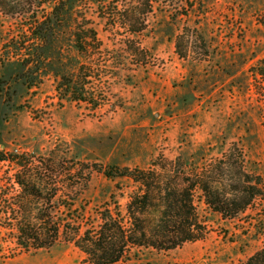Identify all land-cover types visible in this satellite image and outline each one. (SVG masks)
<instances>
[{
	"label": "rangeland",
	"instance_id": "rangeland-1",
	"mask_svg": "<svg viewBox=\"0 0 264 264\" xmlns=\"http://www.w3.org/2000/svg\"><path fill=\"white\" fill-rule=\"evenodd\" d=\"M50 1L39 0L42 17ZM106 5L107 15L118 7L116 24L93 3L76 13L102 41L90 58L79 59L62 38L38 49L40 58L29 67L21 22L0 12V264H82L85 258L64 236L44 250L18 246L19 223L36 221V209L47 205L28 196L18 176L46 197L59 188L62 203L70 205L75 196L74 209L94 223L107 207L127 221V206L139 191L128 177L106 178L101 171L110 167L176 171L195 180L234 156L264 184V93L250 74L264 62V0H155L146 14L145 0ZM73 23L58 26L56 34L68 39ZM80 63L88 103L58 92ZM21 157L27 166H20ZM70 175L89 180L75 184ZM227 179L217 186H228ZM193 200L206 225L202 239L169 251L135 248L128 263L244 264L264 248V202L224 219L198 189ZM50 203L46 207L58 201Z\"/></svg>",
	"mask_w": 264,
	"mask_h": 264
},
{
	"label": "trees",
	"instance_id": "trees-1",
	"mask_svg": "<svg viewBox=\"0 0 264 264\" xmlns=\"http://www.w3.org/2000/svg\"><path fill=\"white\" fill-rule=\"evenodd\" d=\"M108 0H51L52 9L46 17L39 13V0H0V12L12 20L20 21L21 32L24 33L23 45L27 50L24 56V67H29L40 56L37 50L50 48L56 41L66 40L76 52L77 57L90 58V49L102 46V41L94 29L81 26L76 17L77 11L86 3L98 6L103 18L108 16L112 24L119 20L118 7L105 13L109 7ZM155 0H145V6L152 12ZM157 4V3H156ZM106 14V15H104ZM130 17L134 23L145 26V19L136 18L133 13ZM129 17V18H130ZM114 21V22H113ZM74 22V27L64 29L68 32V39L56 34V29L68 27ZM117 22V21H116ZM63 24V25H62ZM77 62H80L77 60ZM85 65L70 71L62 79L66 81L64 89L58 87L63 98L75 102L88 103V90L86 89V75L81 74ZM254 86L264 93V62L250 69ZM264 118V117H263ZM234 156L220 160L215 170L200 174L191 179L182 173H158L152 170L129 168L120 169L110 167L104 169L103 174L108 179L128 177L138 186V193L134 194L127 206V221L109 207L100 212L98 221L91 222L85 215L75 208L76 197H68L73 203L68 205L59 195L60 189L53 191L46 197L37 189L35 184L27 182L18 176V184L28 192V196L47 201L57 200L53 208L43 205L37 208L36 221H21L18 225L17 244L25 251H39L53 247L64 236L67 241L85 255L82 264H129L130 255L136 248L154 249L159 251L174 250L187 242L200 240L206 232V225L199 218L194 205V192L198 189L206 205L211 211L221 215L224 219L235 218L244 214L246 210L257 201L264 202V184L261 180L253 181L245 171L243 165ZM19 159V158H18ZM16 159V160H18ZM5 160L0 157V161ZM20 166H27L30 161L20 158ZM26 160V163L23 162ZM41 165L43 163L40 162ZM41 180L49 179L45 174L38 175ZM227 177L228 186H217ZM54 182V176L49 180ZM77 179V180H76ZM62 177L55 178L59 187ZM69 181L75 184H84L89 177L70 175ZM66 181V180H64ZM184 184H187L186 187ZM32 185V186H31ZM83 211V209H82ZM27 216L30 210L25 211ZM58 217H55L54 214ZM71 213H74L71 215ZM244 264H264V248L249 257Z\"/></svg>",
	"mask_w": 264,
	"mask_h": 264
}]
</instances>
